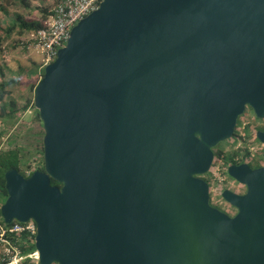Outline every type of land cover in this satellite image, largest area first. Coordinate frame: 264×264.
<instances>
[{
  "label": "water",
  "instance_id": "95a60500",
  "mask_svg": "<svg viewBox=\"0 0 264 264\" xmlns=\"http://www.w3.org/2000/svg\"><path fill=\"white\" fill-rule=\"evenodd\" d=\"M34 104L44 170L8 169L1 213L36 222L38 264H264V166L230 168L233 217L198 177L247 107L264 118V0H102Z\"/></svg>",
  "mask_w": 264,
  "mask_h": 264
},
{
  "label": "rangeland",
  "instance_id": "374dc122",
  "mask_svg": "<svg viewBox=\"0 0 264 264\" xmlns=\"http://www.w3.org/2000/svg\"><path fill=\"white\" fill-rule=\"evenodd\" d=\"M29 7L20 3V0L1 1L0 5V25L7 26L11 23L16 14H21L26 19H40L42 13L40 8L52 9L56 3V0H27ZM20 28H16L12 34L7 38L3 45V50L0 53V66L2 67L4 76L0 72V81L11 79L16 80L8 87L11 91L10 98H14L17 101L19 110L17 112V120L12 128L11 134H5L0 138V144L3 149L9 147L21 148L24 152H27V157L36 158L35 165L39 163L41 156L35 153V147L37 143H41L43 140V123L35 119V109L31 106L28 109H24L28 101L34 99L33 84H36L43 76V57L37 53L36 49L29 42V32L24 34L19 33ZM10 98L5 97L1 102L8 101ZM37 120V121H36ZM250 121L252 124L261 123L262 119L258 118L255 112L247 110L243 115L239 117L238 128L241 130L244 121ZM249 122V124H250ZM243 126L242 132L255 135V128L251 129L250 125ZM264 126L257 125V130ZM3 129V122L0 120V131ZM256 130V131H257ZM11 137V138H10ZM237 142L236 137H232L220 146L225 147V156L227 160L230 159L231 153L229 146L235 145ZM261 142L258 140L256 144ZM36 154V155H35ZM256 160H262L264 153H257L254 156ZM230 181H235L231 177ZM5 201V200H4ZM0 205L2 203L0 202ZM6 245L0 241V260L4 255ZM34 261L31 264H38L37 258L31 256Z\"/></svg>",
  "mask_w": 264,
  "mask_h": 264
},
{
  "label": "trees",
  "instance_id": "16d2710c",
  "mask_svg": "<svg viewBox=\"0 0 264 264\" xmlns=\"http://www.w3.org/2000/svg\"><path fill=\"white\" fill-rule=\"evenodd\" d=\"M2 0H0L1 2ZM3 1H11V0H3ZM20 3L29 7V3L27 0H20ZM0 8L3 9V6L0 5ZM42 17L40 19H26L21 14H16L15 18L11 21V23L7 26L0 25V53L3 50V45L7 38L12 34V32L16 28H20L19 33L24 34L25 32H32L34 30L40 29L44 26V21L51 13V9L49 8H40ZM43 68V74H44ZM0 72L2 76H4L2 67L0 66ZM16 80L11 79L9 81L2 80L0 81V101L5 97L10 98L11 91L8 89L11 83H14ZM39 82V81H38ZM33 84V91L35 90L37 84ZM31 106L36 110L35 111V119L41 121V117L39 115L38 110L35 107L34 99L28 101L27 105L24 106V109H28ZM19 110L16 99L10 98L8 101L1 102L0 105V120L3 122V129L0 131V138L5 134H11L12 128L14 127L17 120V112ZM36 120V121H37ZM44 132V129H43ZM45 133V132H44ZM43 133V134H44ZM44 137V136H43ZM11 138V137H10ZM35 153L41 156L39 163L35 165L36 158L27 157V152H24L21 148L18 147H9L8 149H3L0 144V202L3 204L4 200H6L8 196V192L5 186V173L8 169L16 168L23 175L29 176L36 170H44V144L43 140L41 143H37L35 147ZM35 154V155H36ZM52 184L61 185L55 179H51ZM0 222L5 224L6 226L13 225L17 221H13L10 224H7L1 213V205H0ZM6 238L10 241L11 246H15L18 248L23 256H26L20 264H31L34 259L29 254L36 252L35 246V236H32L30 232L23 231L20 233H8ZM4 261L0 260V264H3ZM38 263V262H37ZM56 264V263H55Z\"/></svg>",
  "mask_w": 264,
  "mask_h": 264
},
{
  "label": "built area",
  "instance_id": "2783aa9c",
  "mask_svg": "<svg viewBox=\"0 0 264 264\" xmlns=\"http://www.w3.org/2000/svg\"><path fill=\"white\" fill-rule=\"evenodd\" d=\"M102 0H56L51 13L44 21V26L29 33V42L43 57L44 68L52 62L60 48L66 45L71 30L82 18L97 9ZM28 231L36 236L37 225L33 219L27 222L17 221L13 225L6 226L0 222V241L6 245L2 260L3 264H20L26 257L15 246H11L6 238L8 233H20ZM37 258V253L29 254Z\"/></svg>",
  "mask_w": 264,
  "mask_h": 264
},
{
  "label": "flooded vegetation",
  "instance_id": "af4514ba",
  "mask_svg": "<svg viewBox=\"0 0 264 264\" xmlns=\"http://www.w3.org/2000/svg\"><path fill=\"white\" fill-rule=\"evenodd\" d=\"M249 109L252 110V108L247 107L245 112ZM260 119H262V122H256L257 124H255V122L252 124V122L245 120L243 126H247L250 122V128H255L257 130L258 124L264 126V118ZM243 126L241 130H239L237 124L234 135L232 136L237 138V142L235 145L226 147L229 149L227 151H230L231 153L230 159H226L225 147L220 146L224 141L220 142L213 148L214 160L210 170L204 174L198 175V177L204 179L209 185L210 203L232 217L235 216L240 209L225 198V190H229L231 193L242 196L248 192V187L246 184L241 183L231 175L230 168L234 167V172L240 173L243 170V164H248L252 169L264 166V158H262V160H256L254 157L257 153H264V143L259 142L256 144L259 140L257 134L258 131H264V129L260 128L257 131L255 130V135H252L242 132ZM230 177L235 181H230Z\"/></svg>",
  "mask_w": 264,
  "mask_h": 264
}]
</instances>
